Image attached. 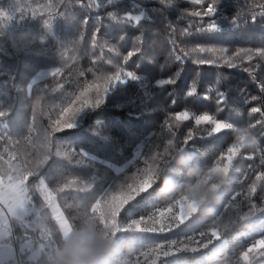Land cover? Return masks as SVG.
<instances>
[{
  "label": "trees",
  "instance_id": "16d2710c",
  "mask_svg": "<svg viewBox=\"0 0 264 264\" xmlns=\"http://www.w3.org/2000/svg\"><path fill=\"white\" fill-rule=\"evenodd\" d=\"M89 2L0 0V10L11 17L9 20L0 18V29H3V35H0V48L3 49L0 52V74H4L0 75V100L4 107L11 108V114L0 121V132L4 131L6 124L13 141L21 140V143L10 146V150L16 152L17 159L0 160V167L16 175L19 167L22 169L26 161L31 164L37 156L42 132L58 117L59 112L64 107H78L81 100L94 96V88L87 93L84 91L89 85L103 84L104 77L113 75L120 68L136 71L137 80L117 85L99 109L79 114L74 121L75 127L51 137L53 151L59 149L63 156L65 150L71 153L74 148L81 154L74 156L72 162L53 156L43 169L45 183L50 189L68 181H77L64 192H53L55 201L73 228L79 224L80 216L92 215L91 206L96 200L118 189L125 181L132 182L139 170L155 164L156 179L166 178L170 183L163 193L158 184L150 194L137 196L125 205L116 218L119 228L112 230L114 235L119 233L120 239L133 249L126 257L125 264H244L239 259L240 253L257 240L264 239V212L260 211L264 209V180H255L256 174L264 171V164L261 163L264 158V125L256 124L257 120L264 118L249 111L252 106L264 108V93L259 87L264 81V59L253 56L251 61L241 63L237 60V66L229 69L196 65L193 63L196 53L182 63L175 61L170 53L173 40L180 46L177 51L193 47L264 49V17L258 16L255 24L249 19L253 11L258 13L260 9L250 7L253 0H223L216 12L218 31L207 34L193 30L191 34L181 35V31L188 27V21L195 18L181 19L180 10L200 9V5L192 4L190 0H172L173 6L170 8H165L158 0H120L115 8L144 17L139 25L127 28L109 21L108 13L114 10L113 6L98 0V9H88L86 5ZM256 2L264 3V0ZM17 3L22 12L17 10ZM50 3L75 19L57 16L45 28L43 21L49 14L50 9L46 6ZM133 4L136 8L132 7ZM237 12L248 23L233 28L231 17ZM85 17L87 24L81 23ZM97 28L100 31L93 47L92 37ZM119 34L124 35L123 40L118 39ZM137 37L140 38L138 41ZM111 47L118 49L119 55L110 51ZM134 48L137 49L136 54L125 60L127 53ZM62 50L63 59L59 55ZM200 55L210 57L212 54L205 52ZM58 68L60 72L57 76L50 74L44 80L33 82L40 70L51 69L55 72ZM178 70L182 71L175 85L158 86V80L168 78ZM218 75L223 76L219 82ZM193 82L197 92L188 97L186 92ZM28 85L32 86L31 96L28 95ZM220 91L225 92L223 105L217 104ZM251 97L259 99L253 101ZM173 99L176 101L174 105L171 103ZM33 109L37 112L39 131L34 132L29 141L26 138ZM185 110L191 117L206 114L232 123L233 129L212 133L211 124L197 126L194 119L181 121L176 127L177 122L172 117ZM97 121L100 123L97 124ZM253 124H256L252 132L256 135L257 144H246L234 158L229 175L219 188L221 200L214 212L195 213L183 224L165 218L166 229L169 223L172 226L164 232L139 231V224L128 228L132 219L140 217L144 218L141 228H159L160 224L153 225L148 217L177 200L176 197L193 183L194 178L201 175V170L205 177L220 155L236 142L237 130ZM94 129L98 134H94ZM190 130L192 138L185 144ZM170 139L172 144L168 143ZM4 146V142L0 141V153ZM185 157H190L191 165H199V168L192 172L180 168L179 161ZM223 177L212 175L201 187L217 184ZM253 182L257 184V191L252 195L251 202L256 205V211L250 215L253 220V225H250L240 217L249 213L251 205L245 194ZM28 183L34 186L38 184V178L30 177ZM85 184H90L91 188L76 191ZM30 195L36 207L43 203L35 187L31 188ZM104 210L102 204L100 211ZM44 211L48 217L44 218V224L43 221L41 223L43 227L46 225L51 229L52 240L56 243L45 254L41 264H45V258L60 243L58 225L50 219L51 209L45 208ZM178 212V208L174 209V213ZM218 220L220 239L211 238L210 235L199 236V232L210 230ZM224 224L229 226L226 231ZM13 233L17 242H23L28 237L37 249L40 243L48 244L47 238H43L40 224H35L31 229L25 223H13ZM193 235L201 243H207L209 239L212 242L207 247H199L196 252L179 251L167 257L162 255L163 249L161 253L150 251L157 244L167 248L173 240L177 241V247L180 241L188 244L190 242L186 237ZM191 246L197 247L194 243ZM256 256L257 253L252 254L253 264H259ZM25 261L26 264H37V261H28L27 257Z\"/></svg>",
  "mask_w": 264,
  "mask_h": 264
},
{
  "label": "snow or ice",
  "instance_id": "6c2138e0",
  "mask_svg": "<svg viewBox=\"0 0 264 264\" xmlns=\"http://www.w3.org/2000/svg\"><path fill=\"white\" fill-rule=\"evenodd\" d=\"M120 0H104V4L107 6H113L114 10L108 13L109 21L114 25H119L122 27H132L135 25H139L141 21L144 19L142 14H133L132 11H125L119 8H115ZM159 3L163 4L165 8H170L173 6L172 0H158ZM223 2V0H190V3L194 5H200L199 10H189V9H181L180 18L184 19L186 17L195 18V20L188 21V27L181 31V35L191 34L194 30L198 33H207L211 34L213 32L218 31L216 24V12L219 8V5ZM63 3V0H61ZM46 7L50 9L49 14L46 19L43 21V25L45 28H48L52 20L57 16H62L68 19H75V17H70L65 14V12L59 11V7L57 5L48 4ZM88 9L99 8L100 4L98 0H90V2L86 5ZM133 8L135 4L132 5ZM251 8H259L260 11L257 13L255 11L252 12L250 16L251 23L255 24L258 22L257 17H264V3H257L256 0H253ZM54 9V10H51ZM17 10L23 11L20 8L19 3H17ZM43 15V13H41ZM0 18L3 19H11L10 16L3 10H0ZM23 18V17H22ZM34 18V14H33ZM99 19V18H98ZM87 17L81 22L83 24H87ZM134 22V24H133ZM248 23V20L241 18V13L237 12L231 17V25L233 28L243 27ZM169 27L174 31V27L170 24ZM100 29L97 28L93 33L92 42L93 47L96 46V36L99 33ZM0 35H3V29H0ZM118 39L123 40L124 35L119 34ZM137 41L140 39L136 38ZM180 46L176 43L175 40L172 41V52L170 55L174 56L175 61L183 62L189 56H192L193 53L197 55L193 57V63L196 65H214L216 67H228L233 68L237 66V60L243 63L245 60L251 61L253 56L260 57L264 59V49L252 50V49H243L237 48L230 50L225 47L219 48H205V47H193L188 50H183V54L181 55V51H177ZM110 51H115L117 55H119L118 49L115 47H111ZM137 49H133L127 53L125 60L130 59L136 54ZM0 52H3V49L0 48ZM211 53L210 57L201 56V53ZM60 58L63 59L64 51L62 50L60 53ZM181 71H176L172 76L164 79H160L157 81L159 87H165L169 85H175L181 76ZM248 71V69H245ZM60 69L58 68L55 72L51 73L52 77H55L59 74ZM4 75V74H0ZM139 77L136 74V71L133 70H125L124 68H120L113 75H109L103 78V84L97 83L94 86L89 85L84 91L87 93L89 89L94 88L95 94L94 96L86 97L79 102L78 107H64L62 111L59 112L58 117L52 120L51 124L48 128L44 129L42 132V142L37 151V156L31 162H25L23 168H18L16 171V175L12 174V171L5 172L2 167H0V236H11L12 235V225L10 221H19L23 223L25 218L29 216L36 217V224H39L43 221L44 218L48 217V213L44 211L45 208L51 209V217L50 219L56 222L58 225L59 235L63 234L67 236V234L72 229V224L69 223V219L65 216V214L60 210V207L55 203V196L53 192H64L66 188H68L72 184H76L77 181L72 180L67 183H63L55 187L54 189H50L48 184L45 183V173L43 169L47 165L48 161L53 157H62L64 159L72 162V158L78 154L77 151L72 148L71 153H68L65 150V153L62 156V153L59 149L53 151V141L51 137L55 133H60L75 127V119L76 117L87 111H94L99 109L105 102L109 95V93L117 86L123 85L129 81H135ZM11 79L14 80V76L11 75ZM223 79L222 75H218L217 81ZM59 86V85H58ZM261 92L264 93V81H262L259 85ZM31 85L27 86L28 95L31 96ZM197 88L195 83L190 85L189 90L186 92L188 97H192L196 94ZM83 95V94H82ZM171 95V93H170ZM208 99L207 96L204 97ZM259 99L258 97H251V100L255 101ZM37 103H39V99H37ZM174 105L176 103L175 99L171 101ZM225 103V92L220 91L217 97V104L223 105ZM250 114H259L260 117L264 118V108L258 106H252L250 108ZM11 114V108H6L3 106L2 100H0V121H3ZM43 113H41L42 115ZM177 124L176 127H179V122L186 121L189 119H194V122L197 126L201 124H211L213 127L211 128L212 133H220L225 129H233L232 123H226L221 120L216 119L210 115H195L194 117L190 116L188 111H183L178 115L172 117ZM100 121H97L99 124ZM256 124L264 125V119L257 120ZM256 124L250 125L248 128L237 130L239 135L236 137V142L233 143L230 147L227 148L226 152L220 155V157L216 160L215 166L211 167L204 177L202 183H206L208 178L212 175H223L228 176L229 171L232 168V162L241 149L246 147L247 144L256 145L257 138L256 135L252 132V128L256 126ZM169 130L172 131L171 126H169ZM39 128L37 126V112L33 109L32 116L30 118L28 124V137L27 140H31L32 134L34 132H38ZM249 132L252 134L249 136ZM94 134H98V131L94 129ZM175 132H173V136ZM192 138L191 130L188 132L185 138V144H187L188 140ZM0 141H3L5 146L3 152L0 153V160L3 161H13L17 159V154L14 150H10V146L13 143H21V140L13 141L11 133L7 130V125L4 126V131L0 132ZM169 144H172V140L168 141ZM165 151H167L165 149ZM5 154L7 158H5ZM155 157L153 160L155 161ZM77 163L79 161H76ZM261 163L264 164V158L261 159ZM37 177L38 184L34 186H30L28 181L30 177ZM256 181L264 180V171H260L255 176ZM158 184L156 183V166L155 164L150 165L149 167L139 170L137 175L132 178V182L125 181L122 183L118 189L112 191L111 193H106L105 197L96 200L95 203L91 206V213L94 217H96L99 222L106 228L110 230H115L119 228V224L117 223V216L120 214L122 208L125 205L129 204L130 201L136 199L137 196H141L142 194L148 193L150 194L151 190L155 188ZM32 187H35V191L40 193L41 199L43 201L39 207H36L32 196L30 195V190ZM91 188L90 184H85L84 187L77 188L76 191L83 192L86 189ZM213 191L217 189V186L212 185ZM257 191V184L255 182L251 183L248 187V191L245 194V198L249 201L251 207L249 213L244 214V216L240 217L242 220H246L250 225H253V220L250 219V215H253L256 211V205L251 202V197ZM240 195V193H237ZM235 199V197H233ZM190 200L187 197H182L180 199L174 200L167 207L160 209L157 213H153L152 216H149L148 219L153 222V225L156 223L160 224L159 228L155 226L151 228H141V223L144 218L140 217L137 219H132L130 223H128V228H134L137 224L140 225V228L137 229L139 231H150V232H164L165 230H170L172 224L169 223L167 229L164 224L165 218L169 221H178L183 224L186 220L192 217L195 212L189 209ZM102 204L105 208L104 211H100ZM178 208V214L174 213V209ZM260 211L264 212V209H260ZM99 213V214H97ZM172 213L171 216L168 214ZM220 221L218 220L208 231L199 232V236L201 238L206 235H210L211 238L220 239ZM43 238H47L48 244L40 243L39 250H37L34 242L30 241L28 237H25L23 242L19 245L18 252L13 248L11 244H3L0 243V264H26L25 257H27L28 261H37V264H41L43 257L45 254L52 248V245L56 243V241L52 240V231L46 225L42 228ZM187 241L190 243L185 244L183 241H180V246L177 247V241L173 240L169 243L168 247L165 248L163 244H157L155 248H152L150 251L153 253H161L164 257L173 254L174 252L179 251H198L199 247H207L208 243H211L212 240L209 239L207 243H201L193 236H187ZM196 244L197 247H192L191 244ZM257 253L256 260L259 264H264V239L257 240L254 244L247 247V249L240 253L239 259L244 262V264H253L252 254ZM144 255H148V253H144Z\"/></svg>",
  "mask_w": 264,
  "mask_h": 264
},
{
  "label": "clouds",
  "instance_id": "9594fccd",
  "mask_svg": "<svg viewBox=\"0 0 264 264\" xmlns=\"http://www.w3.org/2000/svg\"><path fill=\"white\" fill-rule=\"evenodd\" d=\"M251 135L249 132V136ZM179 166L188 172L199 168V165H191L190 157L180 160ZM203 179L204 171L201 170V175L195 177L193 183L176 197L177 199L187 197L192 201L189 209L200 215L214 212L221 200L219 188L227 177L224 176L215 184L217 186L215 191L212 186L202 188ZM156 183L163 193L170 180L157 178ZM79 221L67 236L60 235L59 245L45 258V264H125L126 257L133 249L120 239L119 233L114 235L112 230L106 229L93 215L80 216ZM228 227V224L223 225L225 231Z\"/></svg>",
  "mask_w": 264,
  "mask_h": 264
},
{
  "label": "rangeland",
  "instance_id": "374dc122",
  "mask_svg": "<svg viewBox=\"0 0 264 264\" xmlns=\"http://www.w3.org/2000/svg\"><path fill=\"white\" fill-rule=\"evenodd\" d=\"M51 72H53V70H51V69H42V70H40L36 74V76L34 77L33 82H38V81H41V80H44V79L48 78L50 76ZM190 202L192 203V201H190ZM55 203L57 204L56 201H55ZM60 210H61V208H60ZM10 223L12 225V235L10 237L9 236H0V243H3V244H11L13 246V248L18 252L19 245H20L21 242H17V239L14 236V233H13V223H19V221H10ZM23 223H25L26 225H32V227L34 228L35 227V224H36V217L29 216V217L25 218V220L23 221ZM39 224L41 225V229H42L43 224L42 223H39ZM37 250H39V249H37Z\"/></svg>",
  "mask_w": 264,
  "mask_h": 264
},
{
  "label": "built area",
  "instance_id": "2783aa9c",
  "mask_svg": "<svg viewBox=\"0 0 264 264\" xmlns=\"http://www.w3.org/2000/svg\"><path fill=\"white\" fill-rule=\"evenodd\" d=\"M28 227H30V228H31V225H28Z\"/></svg>",
  "mask_w": 264,
  "mask_h": 264
},
{
  "label": "crops",
  "instance_id": "0c3cea01",
  "mask_svg": "<svg viewBox=\"0 0 264 264\" xmlns=\"http://www.w3.org/2000/svg\"><path fill=\"white\" fill-rule=\"evenodd\" d=\"M33 218V217H32Z\"/></svg>",
  "mask_w": 264,
  "mask_h": 264
}]
</instances>
